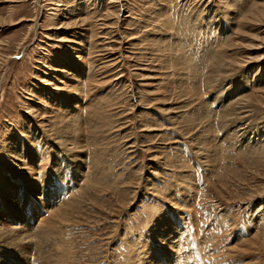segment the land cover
Returning a JSON list of instances; mask_svg holds the SVG:
<instances>
[{"label":"rangeland","instance_id":"374dc122","mask_svg":"<svg viewBox=\"0 0 264 264\" xmlns=\"http://www.w3.org/2000/svg\"><path fill=\"white\" fill-rule=\"evenodd\" d=\"M263 144L264 0H0V264H264Z\"/></svg>","mask_w":264,"mask_h":264},{"label":"bare ground","instance_id":"6f19581e","mask_svg":"<svg viewBox=\"0 0 264 264\" xmlns=\"http://www.w3.org/2000/svg\"><path fill=\"white\" fill-rule=\"evenodd\" d=\"M256 5V4H255ZM118 7V6H117ZM257 6H255V8L253 9V11H256V10H259L258 9V7L256 8ZM260 7V6H259ZM252 10V9H251ZM260 11H262V10H260ZM254 13V12H253ZM87 18V17H86ZM1 21H3V20H1ZM6 21V20H5ZM64 72V71H63ZM68 74V73H67ZM70 76V75H69ZM75 78L73 77V79L72 80H74ZM76 80V79H75ZM246 100V99H245ZM237 104V103H236ZM242 104H245L244 103V101L242 102ZM239 108H240V111H238V109H237V107L235 108V110L234 109H232V110H234V112H231L230 114H235V115H237V116H241L240 115V112H244L243 111V108L245 107L244 105H239L238 106ZM42 110H44V109H42ZM41 112V111H40ZM57 110L55 109V110H53L52 111V116H50V118H51V120H52V118H59V116H58V114H57ZM97 112V111H96ZM94 113V112H93ZM42 115V114H41ZM39 117V116H38ZM96 117H97V115H96ZM48 118V117H47ZM100 119V118H99ZM242 119V118H241ZM94 120V119H93ZM92 120V121H93ZM50 121V120H49ZM73 122V121H72ZM248 130V129H247ZM47 131V130H46ZM252 131H253V129H252ZM245 134V133H244ZM57 136V135H56ZM245 137V136H244ZM53 138H55V137H53ZM56 139V138H55ZM53 141V140H52ZM62 142V141H61ZM249 142H251V141H249ZM263 142V141H262ZM58 143H60V142H58ZM60 144H62V143H60ZM73 144V146H69V145H72ZM257 144V143H256ZM64 147H66L67 149H73V147L76 145V144H74V143H72V142H69V140H63V144H62ZM264 145V144H263ZM30 153V152H29ZM9 157L11 158V159H14V158H16L17 157V154H15V152L13 151V154L12 153H10L9 154ZM13 161V160H12ZM25 167L24 168H21V169H18V167L20 166V164L19 163H16V160L14 159V164H13V167L18 171V173H19V178H18V176H13V180H17V179H20V180H24V181H21L22 182V184L19 186V187H15V184L16 183H14V182H12V185L16 188L15 190L16 191H14V190H11V189H9V188H7L8 189V191H9V193L8 192H6L5 190H4V187H5V185L6 184H8L9 183V179H10V177L12 178V175L11 174H5L4 176H2L1 178H0V193H1V196L3 197V198H5L6 197V199H8V197H11L12 195L14 196V195H16V194H18V196L20 197V199L21 200H23V201H25L23 198H22V196L23 195H26V194H28V192H31V190L32 189H36V186L37 185H39L40 186V183L42 182L43 183V186H44V184H45V181H46V179L44 180V178H40V181H39V179H38V177H37V174H38V172L34 175V173H33V171L28 167V165H27V161H25V162H23L22 163ZM57 170V169H56ZM39 172H40V170H39ZM69 172H70V170L69 169H66V171H65V173H64V175L66 176L67 174L69 175ZM93 172V171H92ZM41 173H43V172H41ZM99 174V173H98ZM68 177H70V176H68ZM91 177H92V175H91ZM54 178V177H53ZM52 178V179H53ZM64 179H66V178H64ZM50 180V179H49ZM58 180V179H57ZM56 180V181H57ZM68 180V179H67ZM62 181V180H61ZM57 182H59V181H57ZM60 183V182H59ZM64 183V182H63ZM65 183H67V181L65 182ZM69 183V182H68ZM70 183H72L71 181H70ZM42 186V185H41ZM70 186H71V184H70ZM71 194V193H70ZM16 200L13 198V200H12V204H13V206H14V209L15 208H17V202H15ZM1 206L2 207H4V208H9V209H11V206H10V204H9V202L8 201H4V203L2 204V202H1ZM144 206V205H143ZM174 207V206H173ZM52 208V207H51ZM52 210V209H51ZM30 215H32V214H30ZM57 215V214H56ZM23 217V216H22ZM63 217H65V216H63ZM9 218H16L17 219V221L18 222H16V223H14V224H10L9 226H10V233H11V235H15L13 238H11L12 240L13 239H15V240H17L18 242H20V243H22V242H24L25 241V243L27 242L26 240H28L27 238L29 237V239H32L33 238V236H36V234H38V233H40L41 232V228H40V225H41V222H39V224H38V226H37V232H35L34 233V235L32 236V235H30L31 233H32V230H33V226H32V218L31 217H29L28 215H27V219L25 218V217H23V218H25V220L24 221H22V218H21V216L19 217V215H14V216H11V217H9ZM47 218V217H46ZM59 218V217H58ZM66 218V217H65ZM68 218V217H67ZM43 220H45V218L43 217L42 218ZM62 219V218H61ZM43 220H42V223H44L43 222ZM46 221H48V220H46ZM190 221V220H189ZM188 221V222H189ZM25 223L24 225H22V226H18V225H20L21 223ZM19 223V224H18ZM164 223V222H163ZM163 223H158V224H155L154 226V230L155 231H153L152 233H150V234H148V235H146L145 236V239L144 238H140V240H141V242H140V244L137 242V245H135L134 244V246H136V248L134 247L133 248V253H134V251H135V253L133 254L134 255V257H133V259L130 261L131 262V264H160V262H158L157 261V259L159 258V257H161V256H163V255H160V249H161V247H157V248H155L154 246L155 245H153L152 247H150V249H149V252H147V250L145 249V248H147L148 247V245L150 244V242L148 241V238L149 239H152V237H153V233H156V232H158L159 233V235L162 233V232H165L166 233V231L168 230V228H167V226H165ZM15 224H17V225H15ZM58 225V224H57ZM18 226V227H17ZM4 228H5V226H4V224L3 223H1L0 222V239L1 238H4V235L6 234L5 232H4ZM38 228H40V229H38ZM54 229V228H53ZM34 230H36V228L34 229ZM53 231H55V230H53ZM31 232V233H30ZM48 232V231H47ZM58 232V231H57ZM183 232V231H182ZM50 234H51V232H49ZM54 235V234H53ZM16 236H18L19 238H17ZM40 236V235H39ZM165 236V235H164ZM42 237V236H41ZM257 237V236H256ZM261 237V236H260ZM38 238V237H37ZM61 238V237H60ZM42 239V238H41ZM46 239V238H45ZM45 239L43 240L44 242H45ZM174 239L175 238H167V235L165 236V238H164V240H165V243L167 244V246L169 245L170 247H172L174 244H175V242H173L174 241ZM222 239V238H221ZM258 239V238H257ZM11 240V241H12ZM48 240V239H47ZM59 240V239H58ZM153 240H155V241H158L159 240V236H157L155 239H153ZM259 240V239H258ZM1 241V240H0ZM10 241V242H11ZM43 241H41V242H43ZM56 241V240H55ZM129 241V240H128ZM179 241L181 242V239H179ZM259 241H261V240H259ZM43 242V243H44ZM58 241H56V243H57ZM1 243V242H0ZM36 243H37V241H36ZM130 243V242H129ZM135 243V242H134ZM214 243V242H213ZM255 243V242H254ZM47 244H48V241H47ZM2 245V244H1ZM0 245V246H1ZM4 245V244H3ZM43 245V244H42ZM42 245H40V247H42ZM70 245V244H69ZM129 245V244H128ZM258 245V244H257ZM33 246H34V244H33ZM131 246V245H130ZM150 246H151V244H150ZM45 247V246H44ZM213 247V246H212ZM14 248H16L17 249V246L16 247H14ZM44 248H42V250H43ZM61 249V248H60ZM63 249V248H62ZM135 249V250H134ZM197 249V248H196ZM177 250V249H176ZM0 251H2V249H1V247H0ZM179 251V250H178ZM4 252V251H3ZM7 252V251H6ZM142 252H144V254H142ZM177 252V251H176ZM186 253V252H185ZM7 254H9V253H7ZM11 254H12V251H11ZM177 254V253H176ZM187 254H188V252H187ZM191 254V253H190ZM10 255V254H9ZM13 255H14V252H13ZM164 255H172V254H170V253H166V254H164ZM189 255V254H188ZM199 255H201V254H199ZM198 255V256H199ZM182 261L183 260H185L186 258V256H185V254L183 253V254H179V255H177ZM175 257V256H174ZM177 257V258H178ZM189 257H191L190 255L188 256V259H186V260H189L190 258ZM194 257V256H193ZM0 258H1V255H0ZM131 258H132V255H131ZM161 258H163L164 259V256L163 257H161ZM13 259V258H12ZM16 259V258H15ZM72 259V258H71ZM166 259V258H165ZM180 259H179V261H180ZM167 260V259H166ZM175 260V259H174ZM224 260V259H223ZM15 260H13L12 262L15 264V262H14ZM168 261V260H167ZM170 261V260H169ZM179 261H177V262H179ZM191 261H192V259H191ZM190 261V262H191ZM199 261H201V259L199 260ZM195 262V261H194ZM17 263V262H16ZM164 263V262H163ZM208 263V262H207ZM210 263V262H209ZM215 263V262H214ZM41 264H43L42 262H41ZM164 264H167V262L166 263H164ZM171 264V263H170ZM195 264V263H194Z\"/></svg>","mask_w":264,"mask_h":264}]
</instances>
